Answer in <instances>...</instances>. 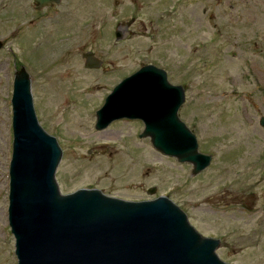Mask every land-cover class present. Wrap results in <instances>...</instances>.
I'll list each match as a JSON object with an SVG mask.
<instances>
[{
	"label": "rangeland",
	"instance_id": "1",
	"mask_svg": "<svg viewBox=\"0 0 264 264\" xmlns=\"http://www.w3.org/2000/svg\"><path fill=\"white\" fill-rule=\"evenodd\" d=\"M113 1L103 16L73 1L68 75L66 64L55 67L65 59L67 33L29 27L25 3L0 0V264H16L7 207L10 97L20 66L31 78L37 121L62 152L55 172L60 194L104 187L128 201L166 196L198 234L219 240L215 253L222 262L264 264V0H137V10L124 13L128 1L117 0L118 7ZM11 9L14 14L5 13ZM131 17L130 34L115 46L116 25ZM88 49L111 64L109 72L83 70L81 54ZM147 63H166L169 82L183 87L180 119L195 135L198 152L211 157L197 175L137 139L141 128L134 123L94 130L91 112L104 94ZM120 136L114 147L83 156ZM152 187L155 194L148 196Z\"/></svg>",
	"mask_w": 264,
	"mask_h": 264
},
{
	"label": "water",
	"instance_id": "2",
	"mask_svg": "<svg viewBox=\"0 0 264 264\" xmlns=\"http://www.w3.org/2000/svg\"><path fill=\"white\" fill-rule=\"evenodd\" d=\"M82 58L87 69L100 65L91 53ZM183 101V90L170 85L163 71L144 66L113 88L96 112L94 128L140 119V137L160 154L189 164L194 176L210 156L198 152L195 136L177 117ZM10 104L7 220L16 264H225L215 253L219 241L198 234L166 197L129 202L94 189L60 194L55 171L62 153L37 122L23 68L14 74ZM259 124L264 126L263 118Z\"/></svg>",
	"mask_w": 264,
	"mask_h": 264
},
{
	"label": "flooded vegetation",
	"instance_id": "3",
	"mask_svg": "<svg viewBox=\"0 0 264 264\" xmlns=\"http://www.w3.org/2000/svg\"><path fill=\"white\" fill-rule=\"evenodd\" d=\"M5 1L8 2V3H6L7 5H10V2L13 3L14 1H21L22 3H25V7L23 9L24 10L23 14H24V17H25V15L26 16H30L29 19L27 20V24H28L29 27H31L34 24H36L41 29L49 28V29H55L56 32L58 30H60V32H66L67 33L66 40H61L62 43H65V45H66V51H64V53H63V51L61 52L62 53V58L65 57V59H63L61 62H59L55 67H58L59 65L63 66L64 64H66L67 73H68V75H70V47L72 46L70 44V19L72 18V15H73V8H74L73 1L74 0H51L50 2H47V3H44V4H40L38 0H3V2H5ZM82 1L88 3V7H90L91 5L94 6L93 10L90 9V12H89L90 15H93V16L96 15L97 16L98 11L100 12V14H102V16L105 14V5L107 4L108 0H93V2L90 1V0H82ZM127 1L129 3L127 5L128 7H126L124 10H122L121 13L133 12V11L137 10L136 9L137 7L135 5H133L137 0H127ZM149 1H152V0H142V3L143 2H149ZM113 5L118 7V1L114 0L113 1ZM150 7H151V5H150ZM5 13L6 14L7 13L8 14H14L15 12L13 11V9H11V10H8V11L6 10ZM60 21L62 23V26L59 28ZM132 24H134V19L131 21L130 26ZM63 25H65V26H63ZM117 28H121V27L118 26V27H116L114 29V31H113V41H114L115 30ZM159 29H160L159 26H154L152 28V30H156V31H158ZM142 30H143L144 33H146L147 30H149V29H147L146 27L143 26ZM126 32H127V34H130V31H128V28L126 29ZM138 34H140V33H138ZM47 38H49V37H47ZM102 38H103V40L106 38V34L104 32L102 34ZM49 41H51V37H50ZM58 41H60V40H58ZM51 43H52V41H51ZM120 43L121 42L114 41V45L115 46L120 44ZM52 44H54V43H52ZM101 46H103V47L106 46V42L103 43V45L101 44ZM86 51H91V50L88 49ZM51 53H53V52H51ZM49 55H51V54H49ZM93 55H94V57L96 59H98V61L100 63L99 67L97 69H86L84 67L83 60L81 59V66L83 67V70L85 72H88L89 74L90 73H97V72L98 73L109 72L108 69L111 67V64L109 62L105 61L104 59H102L101 56H98V55H96L94 53H93ZM166 60H169V58H168V56L165 55L163 57V61H166ZM58 61L59 60H56L55 63H57ZM49 65H50V61L48 62V60H47V66H49ZM147 65H152V66L156 67L157 69L163 70L166 73V78H167V80L169 82L166 63H161V65H159L157 63L143 64L140 67H138L136 70H134L132 73L138 71L141 67L147 66ZM132 73H130V74H132ZM130 74L120 78L119 81H122L125 77L129 76ZM90 75H92V74H90ZM98 88H99V86H97V85H95L93 87L94 91H97ZM109 93H110V91L108 93L104 94L103 98H105ZM86 94H87V92H86ZM181 107H182V105L179 107V109L177 111V116H178L179 119H180L179 110L181 109ZM92 117H94V116H92ZM115 123H117V124L118 123H125V124L134 123V124H136L139 128H141L139 134H137V139H139V140L142 139L144 141H147L149 145L151 144L150 140L148 138L140 137V134H141V132L143 130V127H144V124H143V122L140 119H132V120L120 119V120H116V121L112 122L110 125H113ZM108 127H107V129H108ZM121 138H122L121 136L119 138L117 137V139L114 140L116 142L110 140V141H107L106 143L104 142L102 144H99L98 146H92L91 148H89L86 151V154H83V156L84 157L90 156L93 153L94 150H99L101 148H103V150H100V151L108 150L111 147H114L116 143H121L120 141H123V140H121ZM94 147H96V148H94ZM109 154H111V153H109ZM106 189L107 188L104 189V187L98 188V190L102 191L104 194L109 195V194H107L105 192ZM149 191H152L153 195L155 194V188L154 187L149 188ZM141 200H146V199H140V200H137V201H141Z\"/></svg>",
	"mask_w": 264,
	"mask_h": 264
}]
</instances>
